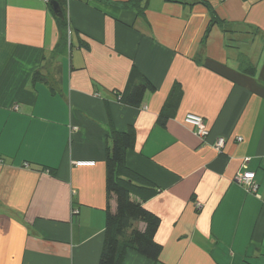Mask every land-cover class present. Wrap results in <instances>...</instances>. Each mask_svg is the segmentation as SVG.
Instances as JSON below:
<instances>
[{
    "label": "crops",
    "instance_id": "0c3cea01",
    "mask_svg": "<svg viewBox=\"0 0 264 264\" xmlns=\"http://www.w3.org/2000/svg\"><path fill=\"white\" fill-rule=\"evenodd\" d=\"M204 1L226 30L201 43L202 4L147 0L138 18L65 0L71 46L57 52L45 0H0V264H98L109 127L133 130L127 165L158 192L136 202L160 219L159 259L129 250L122 264H264V0ZM243 53L252 75L239 70ZM133 71L155 88L139 107L120 101ZM175 85L178 108L160 126ZM187 115L204 119V142ZM246 171L258 197L236 181Z\"/></svg>",
    "mask_w": 264,
    "mask_h": 264
},
{
    "label": "trees",
    "instance_id": "16d2710c",
    "mask_svg": "<svg viewBox=\"0 0 264 264\" xmlns=\"http://www.w3.org/2000/svg\"><path fill=\"white\" fill-rule=\"evenodd\" d=\"M56 1L61 8L62 17L53 15L57 32L58 42L55 51L71 46L69 44L70 23L66 14L65 0L45 1L51 10L50 2ZM95 3H111V0H87ZM185 5L193 6L202 4L208 12L209 21L204 31L202 42L205 43L211 29L215 26L225 28V21L218 18L215 10L204 0H165ZM97 4L94 8L101 9ZM115 5V4H113ZM115 6L119 8H132L138 18H144V11L147 7V0H130L119 3ZM239 70L247 75H252L255 71L249 59L240 54L237 57ZM44 82L43 78H40ZM137 83L129 85L121 96L120 101L123 105L139 107L143 102V97L147 91L153 92L154 86L142 75L133 71L131 82ZM130 84V83H129ZM182 96L181 89L175 85L168 95L163 108L158 115V124L165 126L168 119L174 116ZM186 117V116H185ZM184 120V119H183ZM132 129L119 132L109 127L105 137V227L104 240L98 264H122L127 251H134L145 257L152 263H156L161 254V246L155 242V235L160 225V219L147 210L141 203L136 202V198L142 202L153 198L158 192L156 188L142 176L131 170L126 161V154L132 148L134 141ZM114 199L115 211L111 212L109 201ZM144 224V229L139 231L136 224Z\"/></svg>",
    "mask_w": 264,
    "mask_h": 264
},
{
    "label": "built area",
    "instance_id": "2783aa9c",
    "mask_svg": "<svg viewBox=\"0 0 264 264\" xmlns=\"http://www.w3.org/2000/svg\"><path fill=\"white\" fill-rule=\"evenodd\" d=\"M183 123L192 129L193 134L200 141L204 142L207 139L209 135V131L202 117L194 116V115H187L184 118ZM236 141L241 142V138H237ZM224 146H225L224 138H217L212 144V148L217 154L221 153ZM76 165L80 167H88V166H93V163L78 162L76 163ZM254 177L255 175L253 172L246 171L243 174L239 175L236 178V181L239 185H241L245 189L247 193L253 194L254 196L258 197V193H257L258 186L254 183ZM195 207L199 209L200 205L196 204Z\"/></svg>",
    "mask_w": 264,
    "mask_h": 264
},
{
    "label": "water",
    "instance_id": "95a60500",
    "mask_svg": "<svg viewBox=\"0 0 264 264\" xmlns=\"http://www.w3.org/2000/svg\"><path fill=\"white\" fill-rule=\"evenodd\" d=\"M50 7H51L52 13L55 17H59V18L62 17L61 8L56 1H51Z\"/></svg>",
    "mask_w": 264,
    "mask_h": 264
},
{
    "label": "rangeland",
    "instance_id": "374dc122",
    "mask_svg": "<svg viewBox=\"0 0 264 264\" xmlns=\"http://www.w3.org/2000/svg\"><path fill=\"white\" fill-rule=\"evenodd\" d=\"M243 55H244V53H243ZM246 56V55H245ZM247 57V56H246ZM248 58V57H247ZM63 61H65V63H66V61H67V58L66 57H64L63 58Z\"/></svg>",
    "mask_w": 264,
    "mask_h": 264
}]
</instances>
